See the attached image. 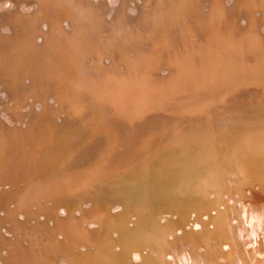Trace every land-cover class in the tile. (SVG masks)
<instances>
[{
    "label": "water",
    "instance_id": "water-1",
    "mask_svg": "<svg viewBox=\"0 0 264 264\" xmlns=\"http://www.w3.org/2000/svg\"><path fill=\"white\" fill-rule=\"evenodd\" d=\"M30 1L31 7L25 13L38 23L44 22L39 11L42 1ZM180 1L137 0L128 7L126 0H119L113 11L106 13L109 22L103 41L99 39L102 44L97 40L89 42L86 37L79 39L77 9L76 21L65 15L56 21V52L66 66L58 71L62 88L72 85L77 96L89 97L102 117L100 125L89 127L88 121L86 125L87 108L68 113L51 104L52 97L40 98L41 93L18 104L17 112L12 111L11 98L3 103L5 95L0 90V131L7 136L2 137L5 142L0 145V201L4 202L0 210H5L0 216V264H55L62 260L72 264L77 257L78 261L89 263L96 257L100 259L99 254L108 253L104 241L108 238L109 222L127 211V203L116 197L113 200L121 211L110 214L108 204L112 199L105 200V208L88 194L116 181L120 175L144 167L178 137H214L222 142L246 144L248 149L236 152L233 163L245 164L242 151L249 155L253 148L264 156V7H250L248 0H208L199 18L190 17L184 9H177L174 15L162 13L161 9L152 15L161 4H166V11L172 4L177 8ZM88 4L96 9L94 0ZM21 9L18 2L0 12L22 16L25 13ZM67 18L75 30L72 41L65 39L69 36L60 26ZM88 20L94 22L91 16ZM99 37L96 33L93 38ZM106 47L108 52H104ZM49 63L52 62L47 61V67ZM33 96L29 94L30 98ZM2 112L10 122L4 121ZM82 123L86 129L81 130ZM107 131L119 145L106 148ZM35 134L47 142L58 141L49 156L41 152L38 158L35 152H28L31 148L28 150L27 142L19 150L27 154L21 161V155L13 153L17 152L16 145L20 148L19 143ZM61 139L72 142L73 152L53 157L55 147H61ZM222 142L216 141L218 146ZM177 146L179 143L171 148ZM12 153L17 155L15 159ZM16 162L24 164L17 166ZM19 169L27 176L15 187L13 179ZM243 176L235 175L240 179ZM42 196L52 199V206L57 207L53 210L38 202ZM33 199L40 212L54 217L55 229L60 228L63 233V238H55L45 252L27 248L23 236L6 237L2 232L7 222L10 225L4 227L6 231L15 234L22 230L21 223L27 220L20 221L17 211L28 210ZM82 202L91 205L85 209ZM12 203L17 206L11 207ZM59 206L66 209L63 218L57 216ZM76 210L80 212L77 217ZM30 215L34 212L25 214L27 218ZM126 218L127 223L135 221L132 214ZM90 223L95 226L90 227ZM111 250L114 249L108 251ZM136 250L127 257L131 263Z\"/></svg>",
    "mask_w": 264,
    "mask_h": 264
},
{
    "label": "bare ground",
    "instance_id": "bare-ground-1",
    "mask_svg": "<svg viewBox=\"0 0 264 264\" xmlns=\"http://www.w3.org/2000/svg\"><path fill=\"white\" fill-rule=\"evenodd\" d=\"M41 1L42 5L39 9L41 13L40 16L46 19H43L44 22L42 23H38L36 21L37 19L30 18L23 9L21 10L24 11L25 14H22V16L0 12V90L3 91V95L6 96V99H3L5 96H2V102L4 103L7 99L11 98L13 103L9 107L12 108V111L17 112L18 104L25 102L28 98L33 100L34 97H37L36 95L41 93L39 95L40 98L44 96L52 97L53 102H51V104L61 106L59 108L66 110L68 113H73L80 108H87L88 110L85 111L84 114L87 119L85 122L86 125L88 122L91 124L89 127H94L96 124L100 125L102 123V117L94 104L90 103L91 100L89 101V97L85 99L81 95L77 96L78 93L75 92L72 85V87L68 86V89L64 90L58 75L59 69L55 73L52 71V63L56 62L61 66H65V61L62 62L60 60V55L56 52L58 44L54 39L58 36V27L57 25L55 27V23L57 24L56 21H61L62 15H65L70 19L72 17V19L76 21L78 14L76 15L75 10L77 9L78 12H80L78 20V23H80V33L78 34L79 39L82 40L86 37V40L89 42L97 40L102 44L104 39L103 33L107 32L105 27H107L106 24L109 22L106 13L113 10H108L104 7L99 11L95 6L96 9L93 10L90 4H88L89 0ZM10 2L11 7L20 2L22 5L26 6L25 9L27 10L28 6L31 7L30 4L32 3L30 0H10ZM94 2L97 3L98 0H94ZM206 3L207 0H205V3H202V0H181L177 8L172 4L166 11V4H161L160 7L155 9L156 11H152V15L157 12V14H159L161 9L162 13L167 12L171 15H174L177 9H184V12L189 11L191 15L190 17L193 16L199 18L202 7ZM109 5L110 9H113V5ZM88 16H91L94 19V22H90ZM70 19H68L69 22L67 20L66 23L61 22L60 25L62 30H64L65 33L67 32V34L64 33V35L66 37L67 35L69 36V39L65 38L66 40L72 39L70 37L75 31L74 27L71 28ZM3 26L6 28L5 32L2 31ZM96 33H99L100 37L94 39L93 37ZM79 39L74 38V41L77 40L76 42H81ZM60 40L61 39H59V41ZM52 47H54L53 50ZM104 52H108L107 47L104 49ZM47 61L52 62L49 63L48 67L46 64ZM66 82H69V80ZM69 87L71 88L69 89ZM64 91L65 93L63 94ZM70 93H73V95L71 96ZM29 94L34 96L30 98ZM39 97L38 99H40ZM85 123H82L80 126L81 130L86 129L84 125ZM250 126L247 127L250 128ZM51 128L52 127L49 128V132ZM255 129L256 128H253L251 130L253 131ZM2 137L7 136L4 134L2 135V132L0 131V145L5 142V139ZM107 137L109 141L106 143V145H108H105L106 148H109L112 145L116 146V144L119 145V141L116 142L115 139L111 138L112 136L110 133L108 135V131ZM63 139H61V147H55L56 151L52 152L53 154L56 153L53 157L56 156L57 158H61L65 153L73 152L74 148L72 142ZM24 140V143H19L20 148L16 145L17 152H13L21 155V161H23L24 156L25 158L27 157V154L22 151L20 152L19 150L22 147L24 148V145H26L27 142V146L29 147L28 150L31 148L28 152H35L34 156L38 158L39 154L41 156V152L48 155L53 144H56L58 141L47 142L45 137L36 134L34 137H28ZM216 141H218V143L222 142V140H216L214 137H200L196 139H191V137H178L176 141L173 140L172 143L167 144V148L159 152L157 157L154 156L151 160H148L144 167L141 166L140 168L134 169L130 171L128 175H120V177H118L119 179L116 181L98 188L97 192L93 190V192L89 193V197L96 198V201L102 204L105 208V200L110 201V199L113 200L116 197L118 200L121 199L124 203H127L125 208L127 211H125L124 214L117 216L114 220H110L108 231L106 232L107 235L112 231L118 233V237H116L113 242L114 246H119V250H113L114 252L111 250V252H109L111 246L108 245L106 238L104 241L106 249L108 248V253L104 254L106 255V259H102L99 254L98 257H100V259L97 257L94 261H91L90 259L92 262L90 263L147 264L150 262L153 255L151 247L148 246L150 244L156 251L157 264H264V156L259 154L260 152L258 150V152H251L249 155L245 154L246 151H242L245 152L243 154L244 160L246 159V162H244L245 164H242V162L233 163V157L237 158L236 152L248 149L246 144L235 141V143L231 142L230 145H228L226 144L228 141H223L221 145L218 146ZM175 143H179V146L172 149L171 147L175 145ZM226 146L230 147L224 151L222 148H226ZM68 148L70 149L67 150ZM221 150L224 152L223 160H220L218 155ZM87 151H89V149ZM13 153L12 159H15L17 155H14ZM176 156L177 158H189V161H193V163L196 162L198 166L203 165L204 162H215L216 160L220 162V164L224 163V166L222 165L220 172L217 171V168L214 169L215 166L213 167V164L201 166V169L197 171V175H195V178L193 179V183L188 185L181 184L182 189L180 188V190H171L172 188L170 184L168 187L164 186L162 183L159 184V186H154L155 188L153 189L152 194L157 196L164 195L165 192L168 193L171 191L169 194V196L172 197L171 199L168 198L169 196H162V201H165L164 203H173L172 199L176 198H184L187 200L186 204L177 203L169 205L163 203L162 205L159 204L156 206V204L149 202V195L146 190L151 191L153 183L160 181L164 177L161 174L164 171L163 164L168 161L171 162ZM198 162L201 163L198 164ZM16 163L17 166L18 163H21L22 165L24 164L22 162ZM191 164L192 163L189 165ZM243 168H253L255 170L253 176L256 181L254 185L249 184L248 188L251 194L244 195L246 198L245 200L251 199L254 202L251 203V207H248L246 210L239 213L241 220H243L249 227L248 238H255L254 244L248 245V247H246V244L250 242V240L240 238L243 237L240 235V228L235 222H232V219L230 218L231 215L235 213L234 209L231 211L229 203L226 202L225 198H222L224 195L223 192H226L227 195L230 193L229 188L225 189V191L222 189L223 184H226L227 181H232L235 174L243 173ZM24 176L26 177L27 175H25L24 171L22 172L21 169H19V173L17 171L15 180L13 179L15 187L16 184H20L19 182L25 178ZM2 177L1 174L0 178ZM127 184L129 187L128 191H122L121 188ZM232 188L234 189L233 186ZM210 192L214 193V198L209 196ZM12 196L15 195H11V197ZM11 197L10 199H12ZM2 203L4 202L0 201V206ZM129 203H132L134 206H128ZM190 204L193 207L192 209H196V217L198 218L200 216V218H195L193 220L190 218L188 221L189 216L186 207L190 206ZM177 206H181V208H179L181 210H177ZM163 208L167 210L161 213V218H180L179 221L171 220L173 225L169 226L168 230L165 231L161 237H158L156 233H152L151 227L158 221L157 211H162ZM212 210L216 211V213L211 214ZM128 213L135 216L134 223H127L128 219L126 218V215ZM203 215H207L208 219L206 220L202 218ZM196 221L203 226L201 228L202 231L197 229H195L197 231L192 230L193 223ZM178 222L182 223V233L171 234L173 237L170 238L168 235L176 228L175 225L178 226ZM209 224H212L213 227L208 228ZM70 225H72V222ZM187 227L190 228L188 229ZM204 229H206V231L209 229L208 237L204 236L202 233ZM72 230L71 232L76 234L75 229ZM71 237L74 236L72 235ZM211 237H214V240H211ZM216 241H218V243H216ZM224 244L225 246L223 248ZM134 249H137L134 253L139 254L141 259L139 261H136L138 260L136 259L131 263L127 257L132 250L134 251ZM166 254H170L169 259H166ZM78 260V257L72 259L76 264H90L89 262Z\"/></svg>",
    "mask_w": 264,
    "mask_h": 264
},
{
    "label": "rangeland",
    "instance_id": "rangeland-1",
    "mask_svg": "<svg viewBox=\"0 0 264 264\" xmlns=\"http://www.w3.org/2000/svg\"><path fill=\"white\" fill-rule=\"evenodd\" d=\"M135 1H137V0H126V6H128V7H129V5H130V7L133 6ZM118 2H119V0H98V2L96 3L95 7H97L99 9V11H100V9H102L104 7H106L108 10H112V9H110V5L109 4H112L114 6ZM202 3H205V0H202ZM247 5L250 6V7L256 6V5L264 7V0H248V4ZM10 8H11L10 0L9 1L8 0H0V9L9 10ZM22 9L28 11L27 9H25L24 5H22ZM2 31L3 32L6 31L5 26H3ZM60 66L61 65L57 64L56 62L52 63V67L55 68V69L52 68V71L54 73L57 72L58 69L60 70ZM1 117L4 119V121L10 122L9 118L3 112H2ZM253 138H256V137H253ZM230 143L231 142H228L226 144H230ZM232 143H235V142H232ZM227 148H229V147L226 146V149ZM222 149L225 150L224 147ZM227 152H229V151H227ZM251 152L252 153H256L254 148L252 149ZM223 153L224 152L221 150L220 153L218 154L219 157H220V160L221 159L223 160V156H224ZM188 159L189 158H183V157L182 158L181 157L177 158V156H176V157H174L173 160L171 159L172 160L171 162L168 161L167 163L163 164L164 171L161 174L164 177L160 181H156V182L153 183V185L151 187V191L146 190L148 192V195H149V202H152L153 204H156V206H158L159 204L162 205L165 202V201H162V196L167 197V196H169V194L171 192V191L168 192V193L165 192L164 195L162 194L160 196L154 195V194H152L153 193V189L155 188L154 186H157V185L159 186V184L162 183V184H164V186L168 187V185L170 184V186L172 188L171 190H180V188L182 187L181 184L182 185L183 184L188 185V184H192L193 183V179L195 178V175H197V171L199 169H201V166L213 164V167L215 166L214 169L217 168L218 169L217 171H219V172L222 169V165L224 166V163L220 164V162H218L217 160L215 162H213V161H209L208 163L204 162L203 165L198 166L196 162L193 163V161H189ZM190 163H192V164L189 165ZM199 163H201V162H198V164ZM250 169L252 170V173H250ZM237 174H240V173H237ZM241 174L244 175L241 179L238 178V177L237 178L234 177V179L232 181H229V182L227 181L226 184H223L222 189H224V191H225V189L229 188L230 189V193H229V195H227L226 192H223L224 195L222 196V198H225L226 202L229 203V208L231 209V211L234 209L235 213L232 214L230 218L232 219V222H235L236 225L240 228L239 229L241 231L240 235L243 236V237H240V238L250 240V242H248L246 244V247H248V245H253L254 244V239L255 238L254 239L253 238H251V239L248 238V228L249 227L243 220H241L239 213L243 212L244 210H246L248 207H251V205H252L251 201L248 202V201L244 200V199H246L244 197V195H246V194L250 195L251 194V192H250L248 187H249V184L250 185H254V183L256 182L255 181V177L253 176V174H255V170L253 168H246V169L243 170V173H241ZM232 186L234 187V189L232 188ZM128 189H129L128 184L121 188L122 191H128ZM242 189L246 190V193H243L241 191ZM181 191H183V190H181ZM177 193L180 194L179 192H177ZM209 196L211 198L215 197L214 193H212V192L209 193ZM168 198L171 199L172 197L169 196ZM170 199H168V200H170ZM172 200H173V203L168 202V203H164V204H169V205H174V204H177V203L186 204V201H187L184 198H176V199H172ZM38 202L47 204L48 206H51L52 209H53V207H57V204L55 206H52L54 201L52 199H50V198H47L46 196H42L39 199ZM110 202L111 203L108 204L109 205L110 214H114L116 212H120L121 211V207H120V205L117 202H115L114 200H112ZM31 203H32V205L29 206L28 210L17 211L16 216H17V218L20 221L24 222V221L27 220L23 224L21 223L22 227L19 230H21V229L22 230L18 231V233H15V234H13L12 232L6 231L5 228L10 225L9 222H7L4 225L5 228L4 227L2 228L3 229L2 232H3V234L6 235V237H12V238L19 237L20 238V237L23 236L24 237L23 244L27 248L33 249V250H44V252H45V251H48L50 249V247L52 246L53 240L55 238H57V239H62L63 238V233L61 232L60 228L57 229V230L55 229V227H56L55 223L56 222H54V217L52 218V217L46 216V215H44L43 212H40L38 210V206H37L38 204H37L36 200H34V199L31 200ZM90 205H91L90 203L82 202V207L85 208V209L90 207ZM130 205L134 206V205H132V203H129L128 206H130ZM14 206H17V204L12 203L11 207H14ZM174 207H176V206H174ZM177 207H178V209L176 208L177 210H181V209H179V208H181V206H177ZM192 208L193 207H192L191 204H190V206L186 207V210H187L188 216H189L188 221L190 220V218L192 220L197 218L196 217V209H192ZM166 210L167 209L163 208L162 211L161 210L159 212L157 211V217H158L157 220L158 221H157V223H155L151 227L152 228V230H151L152 233L153 232L156 233L158 237H161L163 235V233L168 230V227L173 225L171 220L179 221V218H180V217H177L175 219L174 218L173 219L172 218H169V219L161 218L160 217L161 213L165 212ZM30 211L31 212L33 211L34 215H30L31 217L29 216V218H27L28 215L25 216V214L30 213ZM79 213L80 212L78 210H76L75 213H74L75 217L79 216ZM212 213L215 214L216 211L212 210L211 214ZM4 214H5V210H0V216H4ZM57 216L60 217V218H63V217L66 216V209H65L64 206H59L58 207ZM198 218H200V216ZM202 218H204L206 220L208 219L207 215H203ZM163 221H164V223H163ZM181 222H178L177 223L178 226L175 225L176 228L173 229L172 233H170L168 235L170 238L173 237V235H171V234H177V233L181 234L182 233V231H181L182 223ZM197 224H199V222H197V221L193 223L192 230L193 231H197V230L202 231L201 228L203 226H201L200 224L199 225H197ZM89 225H90V227L95 226L94 224H91V223ZM209 227H213L212 224H209L208 228ZM187 228L189 229L190 227H187ZM54 229H55V232H53ZM195 229H197V230H195ZM202 233L204 234V236L208 237L209 229H208V231H206V229H204V231ZM116 237H118V233L116 231H114V232L112 231L110 234H108L107 243H108L109 246H111V248H113V246H114V242L113 241H114V239H116ZM211 240H214V237H211ZM216 243H218V241H216ZM148 246L151 247V249H152L151 252L153 253V255L151 254L152 258H151L150 262L147 263V264H157L156 251H155L154 247L151 246L150 244ZM224 246H225V244L223 245V248H224ZM81 249L83 250L84 248L82 247ZM113 249L115 251H117V250H119V246L116 245V247L113 248ZM217 252H220V251H217ZM169 255L170 254H166V259H169V257H170ZM100 256L102 257V259H106V255H104V254L101 255L100 254ZM132 259L133 260H136V259L140 260L141 258H140L139 254H135L134 253V254H132ZM64 261H66V260H64ZM64 261L62 260V262H59V263H58V261H56L55 264H64L65 263ZM71 262H72V264H76V262H73V261H71Z\"/></svg>",
    "mask_w": 264,
    "mask_h": 264
}]
</instances>
